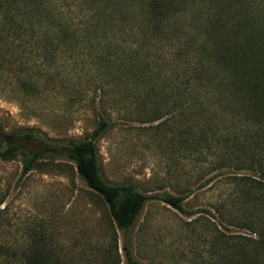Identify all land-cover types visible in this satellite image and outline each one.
<instances>
[{"label": "rangeland", "instance_id": "1", "mask_svg": "<svg viewBox=\"0 0 264 264\" xmlns=\"http://www.w3.org/2000/svg\"><path fill=\"white\" fill-rule=\"evenodd\" d=\"M7 2L0 0L1 8ZM190 11L191 4L180 17L184 27ZM113 30L122 36L59 53L53 80L47 75L52 56H39L42 44L34 38L25 55L0 47V264L21 263L20 251L35 242L38 229L62 264H127L124 241L141 264H222L211 244L254 236L235 219L237 211L221 214L216 206L236 194L235 175L257 177L248 163L260 149L253 137L233 136L244 126L225 103H180L181 61L193 48L184 45L180 55L170 40L132 43L124 29ZM18 42L15 37L13 45ZM25 72L41 74L33 89L19 78ZM100 119L107 123L95 139L101 177L148 196L126 231L115 226L75 164L47 150L88 139ZM29 151L40 157L22 174ZM163 193L184 195L183 207L195 212L169 206L159 198Z\"/></svg>", "mask_w": 264, "mask_h": 264}, {"label": "trees", "instance_id": "2", "mask_svg": "<svg viewBox=\"0 0 264 264\" xmlns=\"http://www.w3.org/2000/svg\"><path fill=\"white\" fill-rule=\"evenodd\" d=\"M6 1V7L0 6V47L14 46L25 55L29 52L27 42L34 38L36 45L42 44L39 56L56 55L47 62L51 80L54 74L50 69L60 59L59 53L78 50L92 40L121 37L119 31L115 35L114 26L127 30L123 32L133 38L132 43L140 37L153 45L170 40L181 47L176 50L180 55L184 45L193 48L192 53L185 49L181 61L186 77L179 80L180 103H225L223 107L232 119L238 118L244 126L239 127L242 134L233 136L246 141L253 137L260 149L248 163L255 167L257 177L235 175L236 194L216 206L221 214L228 211L232 216L237 211L235 219L242 220V227L254 236L225 238L220 247L211 244V252L222 264H264V0ZM190 4L191 16H186L184 27L180 17ZM15 37L19 41L16 46ZM141 49L139 46L134 51ZM19 78L33 89L41 74L25 72ZM106 127L100 119L88 139L47 150L63 154L75 164L78 176L106 203L115 226L126 231L134 226L148 196L130 184H111L101 177L95 139ZM16 150V145L7 147L9 153ZM39 157V153L29 151L21 173L31 170ZM159 198L184 214L195 212L183 207L182 194L163 193ZM44 232L38 229L35 242L20 251L19 264H62L60 255L46 244ZM122 248L127 264H141L131 257L126 241Z\"/></svg>", "mask_w": 264, "mask_h": 264}]
</instances>
